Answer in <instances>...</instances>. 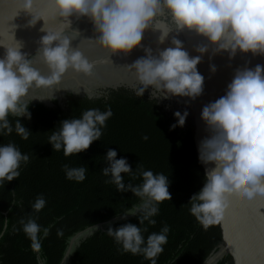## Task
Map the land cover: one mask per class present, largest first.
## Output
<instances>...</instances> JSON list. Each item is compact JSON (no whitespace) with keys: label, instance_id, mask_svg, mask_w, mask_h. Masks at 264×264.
<instances>
[{"label":"clouds","instance_id":"1","mask_svg":"<svg viewBox=\"0 0 264 264\" xmlns=\"http://www.w3.org/2000/svg\"><path fill=\"white\" fill-rule=\"evenodd\" d=\"M66 21L61 31L41 29L46 34L39 40V55L47 71L42 72L34 64L33 57L22 51L23 44L13 46L0 43L5 48L0 55V135L15 131L27 139L30 130L21 118L31 119L28 98L33 89H52L66 73L72 70L88 76L93 72L90 62L81 48L73 41L81 35L72 27V17H87L94 25L95 41L111 55H129L134 49L144 48L145 33H159L163 44L170 36L167 47L144 48L146 55L126 65L134 69L138 85L135 95L142 97L151 88L150 99L188 97L195 99L204 90V77L198 71L201 56L190 55L178 34L189 31L205 38L216 51H227L231 57L239 53L264 54V0H50ZM33 0H22V9L32 13ZM34 17L28 23L35 25ZM173 33L177 35H173ZM208 45H199L196 51L204 53ZM46 100L34 97L33 100ZM113 115L111 108L85 110L79 118L60 121V127L52 131L49 143L54 150L63 149L65 156L79 154L102 136V128ZM189 113L174 112L175 122L170 129L183 127ZM10 116L19 117L13 128ZM201 118L207 135L198 143V159L205 165L202 188L190 197V213L205 228L220 223L234 194L254 201L264 198V62L254 67L238 68L225 94L202 108ZM143 139L147 140L145 135ZM117 151L109 148L107 164L102 173L120 192L131 191L141 203L130 213L119 216L127 219L137 216L139 226L132 222L107 228L121 251L142 254L151 264L163 252L168 240L169 226L152 232L146 238L145 221L159 212V204L171 200L170 180L163 173H154L137 166L142 182L137 185L124 183L122 173H132L126 157L117 158ZM29 161L14 143H0V183L20 176L22 164ZM67 179L81 182L86 178V168L64 165ZM43 194L37 196L31 207L39 211L45 207ZM23 231L31 240L33 249H40L41 226L35 219H21ZM7 229V219L4 220ZM62 235V230H57ZM3 232H0V236ZM49 228H43V236Z\"/></svg>","mask_w":264,"mask_h":264},{"label":"trees","instance_id":"2","mask_svg":"<svg viewBox=\"0 0 264 264\" xmlns=\"http://www.w3.org/2000/svg\"><path fill=\"white\" fill-rule=\"evenodd\" d=\"M52 106L28 103L31 119L22 117L30 130L27 139L13 131L0 135V143H14L29 161L22 164L20 176L0 183V264H62L70 240L79 233L95 230L72 251L66 264H151L142 254L121 251V246L107 233L112 227L132 222L139 226L137 216L121 219L141 203L131 191L120 192L116 185L105 183L102 168L106 166V152L117 151V158L126 157L133 172L122 173L127 185L140 184L142 177L137 166L169 177L171 200L159 204V212L145 221V238L169 226L164 250L156 257V264H206L221 248V224L205 229L193 216L190 197L204 183V169L198 159L193 137V123L187 117L183 127L170 129L176 120L174 112L150 97H138L134 91L121 88L100 97L68 94L63 102ZM111 108L113 115L102 128L100 140L87 150L65 156L63 149L54 150L49 143L52 131L60 121L79 118L85 110ZM13 128L19 117L10 116ZM147 135L148 139L143 137ZM85 167L86 178L81 182L67 179L64 165ZM43 194L46 204L39 211L31 205ZM32 217L41 226L40 249L31 247V240L23 231L20 220ZM7 219V229L4 220ZM103 225V230L100 226ZM49 235L43 236V228ZM62 230V235L57 230ZM216 264H235L232 255L223 256Z\"/></svg>","mask_w":264,"mask_h":264},{"label":"water","instance_id":"3","mask_svg":"<svg viewBox=\"0 0 264 264\" xmlns=\"http://www.w3.org/2000/svg\"><path fill=\"white\" fill-rule=\"evenodd\" d=\"M18 9L20 11L17 15ZM53 9L56 10L55 6L50 3V0H33L32 13L22 9V0H0V43L13 46L17 42H20L23 44L22 51L27 52L29 57L34 56L37 49L40 47V37L46 34L41 31L42 28L45 27L49 31H61L65 27L66 21L60 15L54 19H50L47 15L42 14L45 11H51ZM34 17L38 19L37 22L35 25H29L28 22ZM71 19L72 27L74 29H79L87 17L77 18L73 16ZM182 35L184 38V46L189 51L190 55L201 56V61L197 67L198 71L204 77L203 93L195 99L173 96L170 99L159 100V103L165 105L170 112H175L176 110L183 112L184 109L189 108L192 114V117L189 118L193 123V137L198 154V143L208 134L206 125L201 118L202 108L225 94L227 85L231 82L238 68L245 65L254 67L256 64L264 62V54L252 55L251 53L244 54L238 52L235 57H231L227 51H216L214 46L208 44L205 38L198 36L194 32L185 31L182 32ZM199 45H208V50L204 53L196 51ZM4 51L5 48L0 46V55H3ZM37 56L38 55L34 56L33 60ZM80 74L81 73H76L74 71L69 74L67 73L61 82L76 79ZM143 96L150 97V94H144ZM174 107H176V110ZM201 165L205 171V165L202 163ZM234 199L239 201L247 200L239 194H237L235 198L234 196L232 197L231 203L226 209L223 219L220 221L223 233L220 253L224 254L223 256L232 255L235 264H248V262H250V264H261V260H264V237L257 231L255 237L256 253L253 254L247 250V237L243 225L240 223L238 217L235 214L232 215L229 210L233 205ZM260 199L261 198L258 197L254 201ZM260 211L264 212V208ZM130 216L131 215L127 218ZM100 228L103 230V225H101ZM90 230L91 229L87 231ZM82 234L83 233H79L73 237L62 264H66L72 254L74 239ZM230 240L233 242L232 244L229 243ZM222 257L218 258L216 261H214V259H209L206 264H216Z\"/></svg>","mask_w":264,"mask_h":264},{"label":"flooded vegetation","instance_id":"4","mask_svg":"<svg viewBox=\"0 0 264 264\" xmlns=\"http://www.w3.org/2000/svg\"><path fill=\"white\" fill-rule=\"evenodd\" d=\"M173 35L177 34L173 33ZM158 37V32H146L144 40L142 41L144 48L151 47L155 51L157 48L167 47L170 45L172 38L171 36L163 44H160L158 42ZM177 38L181 39L184 43L182 33L178 34ZM144 48L134 49L129 55H111L107 50L103 49L98 44L91 48H82V51L88 57L90 62L93 63V72L97 75V78L93 80L95 82H87L88 84L86 85V88L91 93L95 94L94 97H88H100L112 90L121 88L134 91V87L138 85V81L135 77V71L134 69H129L126 65H129L137 58L146 55ZM71 72L72 70H69L68 74ZM150 91L151 88H149V90H147L145 94H150Z\"/></svg>","mask_w":264,"mask_h":264},{"label":"rangeland","instance_id":"5","mask_svg":"<svg viewBox=\"0 0 264 264\" xmlns=\"http://www.w3.org/2000/svg\"><path fill=\"white\" fill-rule=\"evenodd\" d=\"M79 30H80L81 35L73 41L74 46L78 45L82 50V48H84V47L91 48V47L98 44L94 39L95 36L97 35V33L95 32V29H94V25L92 24V22L88 18L81 24V27H79ZM34 64L36 67L40 68L42 72L47 71L46 65L43 64L39 55L34 59ZM96 78H97V75L94 74V72H92V74L88 75V76L81 73L80 75L77 76L76 79L61 82L60 84L54 86L51 90L46 89V88L33 89L32 92L30 93L29 98H28V103H31L32 98L39 97L41 99H46V100L36 99V100H33L32 102L43 103V104L52 106L54 104L53 102L55 100H57L59 102H63L66 95L72 94V93L77 94V95H86V96L93 97L95 94L91 93L86 88V85L88 84L87 82H89V83L95 82L93 80H95ZM176 105H177V103H176ZM174 108L176 110V107H174ZM183 108H185V107H183ZM185 110L188 111V113H189L188 117L191 118L192 114H191V111H189V108L184 109V111ZM94 231L95 230H90V231H87V232L83 233L82 235L78 236L74 241L72 250H74L76 248V246H78V244L81 241H83L85 238H87L89 235H91ZM71 240H70V242H71ZM220 252H221V248L210 258V260L214 259V261H216L218 258L222 257L224 254H222ZM214 261H213V263H214Z\"/></svg>","mask_w":264,"mask_h":264},{"label":"snow or ice","instance_id":"6","mask_svg":"<svg viewBox=\"0 0 264 264\" xmlns=\"http://www.w3.org/2000/svg\"><path fill=\"white\" fill-rule=\"evenodd\" d=\"M19 11L20 10L18 9L17 15L19 14ZM42 14L47 15L50 19H54L60 15L59 12L54 9L51 11H45ZM236 196L237 194H234V198ZM262 208H264V198H261L258 201H239L234 199L233 205L229 209L231 214H235L243 225L247 237L246 248L253 254L256 253L255 237L257 231H259L260 235L264 237V212L260 211ZM229 243L232 244L233 242L230 240ZM248 264H250V262H248ZM261 264H264V260H261Z\"/></svg>","mask_w":264,"mask_h":264},{"label":"bare ground","instance_id":"7","mask_svg":"<svg viewBox=\"0 0 264 264\" xmlns=\"http://www.w3.org/2000/svg\"><path fill=\"white\" fill-rule=\"evenodd\" d=\"M76 238H77V237H76ZM76 238H75V239H76ZM75 239H74V241H75Z\"/></svg>","mask_w":264,"mask_h":264}]
</instances>
